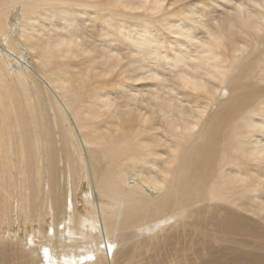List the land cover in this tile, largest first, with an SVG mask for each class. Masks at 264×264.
<instances>
[{
	"label": "bare ground",
	"instance_id": "bare-ground-1",
	"mask_svg": "<svg viewBox=\"0 0 264 264\" xmlns=\"http://www.w3.org/2000/svg\"><path fill=\"white\" fill-rule=\"evenodd\" d=\"M198 2L166 71L199 103L157 0H0V264H264V0ZM107 62L168 85L87 88Z\"/></svg>",
	"mask_w": 264,
	"mask_h": 264
},
{
	"label": "snow or ice",
	"instance_id": "snow-or-ice-1",
	"mask_svg": "<svg viewBox=\"0 0 264 264\" xmlns=\"http://www.w3.org/2000/svg\"><path fill=\"white\" fill-rule=\"evenodd\" d=\"M148 0H146V3ZM198 2V0H192L190 3L189 0H176V3L172 5V7L177 8L176 12H168L167 16H161L160 14L165 11V4L167 0H157V6L151 10L150 14L152 16L160 17L163 21L160 24V31L164 34L163 43L159 44L157 47L151 48L152 52H162L163 56H158L157 60L163 63L165 69H169L173 63L176 64V68L173 70L175 72H179L181 67H183V62L179 60V54L184 49L182 45L185 43L191 47L192 43H199V41L193 42L191 36L193 34L198 35V23L196 13L199 11L194 5ZM134 11L144 13L146 11L145 8H138ZM185 13H191L192 15H185ZM168 17H175V19H170ZM186 30H190L187 31ZM171 37V40L167 39V37ZM87 55V54H86ZM155 71L162 72L163 70L160 67H155ZM164 75H168L167 71H163ZM151 79L158 80L159 77H151ZM176 80L182 83V86L186 89V95L190 97L194 102L200 101V94L204 93L207 95H213L212 92L209 91L207 86L197 85L193 82L188 75H178L176 76ZM142 81H132L129 82L128 86L131 87L133 84H140L143 86Z\"/></svg>",
	"mask_w": 264,
	"mask_h": 264
},
{
	"label": "rangeland",
	"instance_id": "rangeland-1",
	"mask_svg": "<svg viewBox=\"0 0 264 264\" xmlns=\"http://www.w3.org/2000/svg\"><path fill=\"white\" fill-rule=\"evenodd\" d=\"M213 1H215V0H213ZM197 4L199 5V7H198V9L199 10H201L202 8H206L207 9V12H208V10L210 9V10H212V8H213V11H216L217 10V7H214V5L212 6V5H210V6H212V8H210L209 7V5H207L206 4V6L204 7V4H201V3H199V2H197ZM166 5H167V3H166ZM216 6V5H215ZM164 7H166V6H164ZM262 10V9H261ZM264 10V9H263ZM264 12V11H263ZM226 41H228V40H226ZM169 42H170V40H169ZM223 49V48H222ZM224 50V49H223ZM75 51V49L73 50V52ZM73 52L71 53H69V55H66V54H68V53H64L66 56H65V58L63 57H61V58H59L61 61H65L67 58H68V56H70L68 59H72V60H74L77 64H80L81 62H82V60H83V63H85L84 61H86L87 60V58L85 57V55H80V56H75V55H73ZM92 54H94V53H92ZM126 55V54H125ZM82 56V57H81ZM72 57V58H71ZM81 59V60H80ZM124 61V60H123ZM123 61H122V64H123ZM127 62V60H125V63ZM108 64L107 65H102L101 67H99V68H97L96 70L97 71H94V69H91L90 70V72H89V74L90 75H88L87 76V78L85 79L86 80V84L87 83H89L88 85H86V87L88 88V87H92L91 86V83H93L94 81L96 82V83H100V84H97L98 86H100V85H103V84H101V82L102 83H107V84H110L111 82L112 83H116V85H112V89H114L115 91H122V89L123 88H128V84H129V82L128 81H126L124 84H125V87H124V85H122V84H119V83H117L118 81H121V79H120V77H121V73H122V71H123V69H124V66H119V65H121V63H119V65H118V63H116V64H113V63H110V65H109V62H107ZM125 63L123 64V65H125ZM111 64H113V65H111ZM114 66V67H113ZM115 66H117V67H115ZM119 66V67H118ZM105 68V69H104ZM125 68H126V65H125ZM99 69V70H98ZM120 69H122L121 70V72H120ZM162 70L164 71H166V69L165 68H162ZM94 71V72H93ZM99 71V72H98ZM163 71L161 72V73H163ZM171 71V70H170ZM169 70H168V73L170 72ZM113 72V73H112ZM97 73V74H96ZM100 73V74H99ZM106 73V74H105ZM173 73L174 72H172V74L171 73H169V75H170V77H169V79H166V81L169 83V85H176L175 86V90H176V88H177V90L179 91V92H181V93H184L185 92V88H182L181 86H182V83L180 82V81H178V80H176V76H175V74L173 75ZM108 74V75H107ZM111 74V75H110ZM114 77V78H113ZM118 77H119V79H118ZM89 79V80H88ZM114 79V80H113ZM117 80V82H113V81H116ZM100 81V82H99ZM108 81H109V83H108ZM139 81V80H138ZM140 81H142V82H144L143 83V86H141L140 84H133L131 87L132 88H135L136 87V89H138L139 91H142V92H146L147 90H149V89H153V88H156V85H154V83L155 84H157L158 85V82H159V84L161 85V84H164V85H168L165 81L163 82V83H161L162 81H157V80H154V81H152V80H147L146 78L144 79H141ZM96 83H95V85H96ZM90 85V86H89ZM93 85V84H92ZM95 85H93V86H95ZM96 85V86H97ZM179 85V86H178ZM92 88H94V87H92ZM174 89V88H173ZM224 89L225 88H223V90H220V91H218L217 93H216V95H215V97H214V99L213 98H211V99H208V100H206L204 103H206V104H208V106L210 105V109H209V107H208V112H213L214 110H216V108L218 107V101L220 102V99H221V101H222V99H224L223 97H224V94H225V91H224ZM173 91V90H172ZM174 92V91H173ZM175 93V92H174ZM186 93V92H185ZM201 94H203V93H201ZM201 96V95H200ZM178 97H180V96H178ZM203 97V96H202ZM207 99V98H206ZM215 100V101H214ZM218 100V101H217ZM211 103V104H209V103ZM212 110V111H211ZM0 203H1V205H0V208H1V210H0V227H1V229H3L4 228V231L5 230H14L16 227H15V225L14 226H10V224L5 220L3 223H2V219H4L5 217H8L7 216V214H10V211H9V208H11V207H7L8 206V204H6L7 203V200L5 201V200H3V197H2V193H0ZM3 203V204H2ZM5 204V205H4ZM3 209V210H2ZM7 209H8V212H7ZM253 216H254V218L255 219H259V216L257 217L256 216V214H252ZM260 215H264L262 212H261V214ZM1 217H2V219H1ZM245 249H249V250H253L252 248H250V247H246Z\"/></svg>",
	"mask_w": 264,
	"mask_h": 264
}]
</instances>
